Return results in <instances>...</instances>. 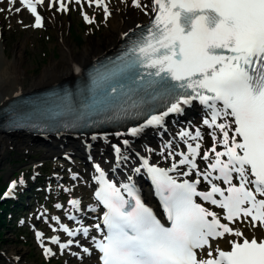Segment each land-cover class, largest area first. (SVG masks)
Masks as SVG:
<instances>
[{
	"label": "snow or ice",
	"instance_id": "6c2138e0",
	"mask_svg": "<svg viewBox=\"0 0 264 264\" xmlns=\"http://www.w3.org/2000/svg\"><path fill=\"white\" fill-rule=\"evenodd\" d=\"M14 2L8 0L10 5ZM88 3L103 6L107 18L105 0ZM131 3L142 11L149 7L141 0ZM19 4L34 17L32 27H42L37 6H44L45 0H19ZM150 7L154 17L146 33L94 79L103 93L94 105L107 108L119 99L112 95L117 92L140 95L130 106L135 109L131 115L146 117L141 126L128 130V135L136 136L145 127L162 125L170 113H179L183 105L198 100L208 110L209 118L203 123L212 130V145L202 151L200 130L195 135L182 132L187 150L169 153L180 157L171 168L143 161L169 226L141 201L131 185L117 187L97 167L95 199L106 209L102 218L106 232L94 241L101 264H264V238L254 232L249 238L234 227L240 222L264 230V0H151ZM58 10L68 11L63 3ZM84 19L94 22L87 15ZM121 78L131 82L127 91L111 83ZM156 107L166 110L153 114ZM124 111L129 113L128 108ZM198 159L205 162L203 169ZM182 166L187 171L180 174L194 176L193 180L177 182L170 175ZM202 182H207L209 190H198ZM196 198L221 209L222 214ZM70 204L76 208L79 202ZM96 228L100 230L99 225ZM60 230L75 234L63 226ZM83 232L87 236L88 229ZM226 237L229 248L213 244ZM51 243H59L58 238ZM60 247L63 250L67 245Z\"/></svg>",
	"mask_w": 264,
	"mask_h": 264
},
{
	"label": "rangeland",
	"instance_id": "374dc122",
	"mask_svg": "<svg viewBox=\"0 0 264 264\" xmlns=\"http://www.w3.org/2000/svg\"><path fill=\"white\" fill-rule=\"evenodd\" d=\"M109 15L105 18L103 6H89L87 0L71 6L69 13L59 11L55 6L41 9L45 18L42 28L32 27V18L27 19L25 14H15L11 17L4 14V24L0 26V71L7 64L16 59L17 47L20 45V67L25 75L23 85L37 78L42 70L53 60L60 58L59 32L47 20L46 14H56L62 21V34L74 45L77 50L91 40H99L104 45L107 32L110 31V15L118 9L120 12L131 10V0H125L124 8H120L117 0L105 1ZM84 15L94 19L89 24L84 21ZM12 23L16 30H12ZM1 132V131H0ZM24 132L0 133V199L2 191L8 182L14 181L16 191L11 196L18 199L24 190L29 191L32 186L33 194L24 196L26 205V223H20L23 233L15 229L14 219L3 227L0 238V264L14 262L13 256L20 258L23 264H97L95 257L83 258L79 261L69 252L59 254L43 253L38 247L32 234L33 226H40L47 233L41 240L44 244L52 238V227L60 215L57 212L63 204L66 206L75 199L88 196V175L90 164L86 163L85 155L71 144V139L61 142L43 140L37 135L29 134L27 143L17 142V136ZM28 135V134H26ZM67 153H72L67 155ZM84 158V159H83ZM27 198V199H26ZM85 200L88 197L84 198ZM59 205V207H57ZM78 253L79 248L70 249ZM92 262V263H91Z\"/></svg>",
	"mask_w": 264,
	"mask_h": 264
},
{
	"label": "bare ground",
	"instance_id": "6f19581e",
	"mask_svg": "<svg viewBox=\"0 0 264 264\" xmlns=\"http://www.w3.org/2000/svg\"><path fill=\"white\" fill-rule=\"evenodd\" d=\"M124 2L125 0H117V4L120 8H124ZM150 3L151 0H141L142 5H149L144 11L135 7L131 10H126L123 13L118 9L114 10L113 14L110 15V31L107 32V38L104 45L101 47L99 40H91L87 42L82 50H77L62 34V21L59 19V16L56 14H46L47 20L56 30H58L59 38H61V42L59 43L60 58L51 61L37 78L30 80L27 85L24 86L23 82L25 80V75L20 67L21 56L19 45L16 51V59H13L11 64H7V66L0 71V107L4 106L16 96L31 93L70 79L95 58L114 50L117 47L121 36L125 32L148 21L150 14L152 13ZM48 5L49 2L46 0L44 6H41V8H49ZM76 5L77 3H75V0H68L66 2V7L68 9L67 12L69 13L71 6L76 7ZM16 8H21L18 1L15 0L14 4L10 5L8 0H0V26L4 24L3 17L5 13H8L11 17L15 14H25L26 18H32V24L34 23L31 15L22 8L20 12H16ZM9 9H11V11ZM146 12L147 14H145ZM11 28L12 30H16V25L12 23ZM189 116L191 115L189 114L182 119L184 120L182 122H166L165 124L167 125L163 127V130H159L156 134H150L149 132H144L142 130L139 133V136L134 138L130 137L128 132H103L95 136L94 139L84 135L75 136L71 138V144H73L72 146L75 147L76 150L83 153L85 157H91L92 164L98 163L99 167H103L104 170L107 171L114 169L115 173L110 174L116 178V181L124 182L128 179H133L135 182H139L140 178L135 177L134 172L135 169H140V162L138 161L137 156L145 157L150 164L169 166L170 163L174 162L173 156L169 155V153L174 152L176 144L179 143L180 139H185V137H181L180 134L186 129H201L199 122H195L194 117L192 116L193 118H189ZM168 124H170V126ZM30 137L29 134H24L17 136L16 139L19 140L17 142L27 143ZM62 138L63 137L61 136H55L49 139L61 142L64 139ZM125 140H127L128 143L121 147L120 143ZM0 141L2 142L1 139ZM201 143L202 146L206 143L205 138ZM116 145L121 147L119 153L114 150ZM87 147H89L88 150ZM69 154L72 153H67V155ZM181 168V172L186 171L184 167ZM180 171L175 173L180 174ZM191 178L194 179V176H191ZM88 180L91 190L97 188V181L94 179L92 172L89 174ZM86 197L87 195L84 196V198ZM76 208H80V203ZM74 209L75 208L73 207V210ZM234 227L241 228L249 238L252 237L253 232L258 238H264V233H262L260 228L251 229L244 224L240 226L238 223H236ZM227 239L228 238L226 237L224 240L213 242V244L215 245L216 243H219L221 247L226 248V244H228ZM51 240H49V242H51ZM206 251L207 249H205V254ZM94 253L95 248L90 245L87 253L84 254V257H92L94 256ZM13 260L14 262L8 264H23L20 261L21 259L17 256H13Z\"/></svg>",
	"mask_w": 264,
	"mask_h": 264
},
{
	"label": "trees",
	"instance_id": "16d2710c",
	"mask_svg": "<svg viewBox=\"0 0 264 264\" xmlns=\"http://www.w3.org/2000/svg\"><path fill=\"white\" fill-rule=\"evenodd\" d=\"M32 191H33V189H31L28 192H24L20 196V200L22 201L21 198L28 195L29 193L31 194ZM22 210H24L23 205H18L17 203H15L13 201H1L0 200V238L2 236L3 227H6V225L11 222L9 216L13 215V217H15V215H17V213H19ZM13 226L15 227V229L17 231H19V233L22 232L20 229V226H18V224H16L15 218H14V225Z\"/></svg>",
	"mask_w": 264,
	"mask_h": 264
}]
</instances>
